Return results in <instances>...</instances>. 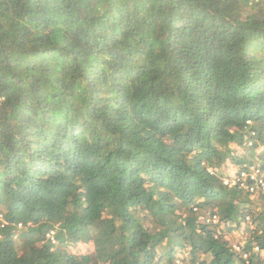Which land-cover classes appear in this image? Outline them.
I'll list each match as a JSON object with an SVG mask.
<instances>
[{"label": "trees", "instance_id": "16d2710c", "mask_svg": "<svg viewBox=\"0 0 264 264\" xmlns=\"http://www.w3.org/2000/svg\"><path fill=\"white\" fill-rule=\"evenodd\" d=\"M261 144L264 0H0V264H264Z\"/></svg>", "mask_w": 264, "mask_h": 264}, {"label": "clouds", "instance_id": "9594fccd", "mask_svg": "<svg viewBox=\"0 0 264 264\" xmlns=\"http://www.w3.org/2000/svg\"><path fill=\"white\" fill-rule=\"evenodd\" d=\"M257 133L252 131L249 134H247V147H252L255 143L254 140L256 138ZM255 153L256 155L252 158V153ZM250 155H242L241 158L245 163L244 164H238L237 160L233 159V157H230L226 162L229 163L230 169L232 172H230V175H219L217 173V169L219 167H212L205 163L206 170L216 175L222 184L227 187L236 188L240 191H248L249 193L256 194V195H264V145L261 144V146L256 147V149L251 151ZM237 163V164H235ZM216 168V169H215ZM194 210H197L196 207H194ZM215 211H208L207 212V218L206 221L209 223H217L219 216L216 214H213ZM250 216H247L245 218L246 221H249ZM7 225H9L8 220L5 218L3 213L0 212V229L5 228ZM30 223L23 224V223H17L15 225V229L13 230L14 236L13 238L16 240V243H22L25 241L26 236L25 233L29 231ZM60 225V222L55 224L56 227L47 229L44 235V240L47 242H50L53 244V247H56L59 243L56 239V228ZM227 229V236L229 233L234 231L233 227L226 228ZM231 229V230H228ZM1 234V232H0ZM233 246L235 249L239 251H243V256L245 258L248 257V252L241 248V244L238 243V241L233 242ZM88 249L84 252L80 251L79 249L87 248ZM68 249L70 253H86L94 251L95 249V243L93 240H90L89 242H74L70 243L68 245ZM259 245H256L254 247L255 251H258ZM180 259L177 260L179 262ZM180 263V262H179ZM202 264V263H200Z\"/></svg>", "mask_w": 264, "mask_h": 264}, {"label": "rangeland", "instance_id": "374dc122", "mask_svg": "<svg viewBox=\"0 0 264 264\" xmlns=\"http://www.w3.org/2000/svg\"><path fill=\"white\" fill-rule=\"evenodd\" d=\"M251 155H253V156H251L253 158L256 154L253 152ZM228 230H231V229H228ZM237 233H238L237 230H234L233 232H231V233L228 234V236L230 237V239L233 242L239 241V240H237V236H236ZM87 249H88V247L87 248H82V249H79V250L82 251V252H84ZM179 262H181V261L179 260ZM167 264H169V263L167 262Z\"/></svg>", "mask_w": 264, "mask_h": 264}, {"label": "built area", "instance_id": "2783aa9c", "mask_svg": "<svg viewBox=\"0 0 264 264\" xmlns=\"http://www.w3.org/2000/svg\"><path fill=\"white\" fill-rule=\"evenodd\" d=\"M263 184H264V181H263Z\"/></svg>", "mask_w": 264, "mask_h": 264}]
</instances>
